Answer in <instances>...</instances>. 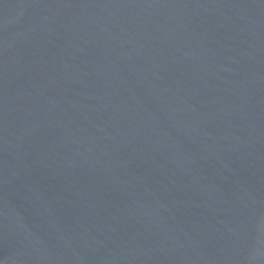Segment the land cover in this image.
Returning a JSON list of instances; mask_svg holds the SVG:
<instances>
[{"label":"water","instance_id":"obj_1","mask_svg":"<svg viewBox=\"0 0 264 264\" xmlns=\"http://www.w3.org/2000/svg\"><path fill=\"white\" fill-rule=\"evenodd\" d=\"M0 264H264V0H0Z\"/></svg>","mask_w":264,"mask_h":264}]
</instances>
